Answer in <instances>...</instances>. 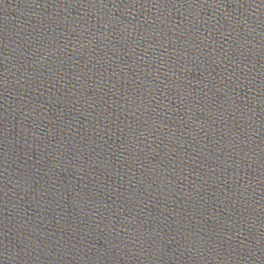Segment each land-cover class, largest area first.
Returning <instances> with one entry per match:
<instances>
[{"label":"water","instance_id":"1","mask_svg":"<svg viewBox=\"0 0 264 264\" xmlns=\"http://www.w3.org/2000/svg\"><path fill=\"white\" fill-rule=\"evenodd\" d=\"M214 130L264 197V0H86Z\"/></svg>","mask_w":264,"mask_h":264}]
</instances>
